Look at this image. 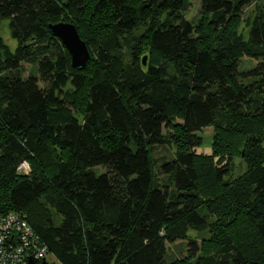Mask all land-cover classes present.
I'll list each match as a JSON object with an SVG mask.
<instances>
[{
	"label": "trees",
	"instance_id": "trees-1",
	"mask_svg": "<svg viewBox=\"0 0 264 264\" xmlns=\"http://www.w3.org/2000/svg\"><path fill=\"white\" fill-rule=\"evenodd\" d=\"M185 11V0H0V21H11L19 44L11 54L0 37V215H25L48 246L46 261L29 264H168L181 226H208L207 202L226 203L223 223L201 249L189 244L191 259L171 264H203L196 257L226 239L234 252L219 264H264V0H201L197 26ZM245 13L247 40L234 33V43L212 45ZM60 22L76 26L90 53L99 49L83 71L49 31ZM137 29L165 65L119 75L105 42ZM244 59L256 66L244 70ZM24 63L37 64L39 77L21 79ZM65 85L75 90L70 102ZM209 128L214 155L203 157ZM166 129L176 159L162 173L175 192L153 175ZM236 157L248 173L223 187L230 172L214 161ZM25 163L31 173H20Z\"/></svg>",
	"mask_w": 264,
	"mask_h": 264
},
{
	"label": "rangeland",
	"instance_id": "rangeland-1",
	"mask_svg": "<svg viewBox=\"0 0 264 264\" xmlns=\"http://www.w3.org/2000/svg\"><path fill=\"white\" fill-rule=\"evenodd\" d=\"M186 1V11L184 12V17L187 21L197 26L201 20V0H185ZM247 14L240 19L239 23L231 26L229 29H226L224 34L220 36L217 35L214 43L225 44L226 42L234 43L236 40L235 34L242 35L246 40L249 37V29L248 23L246 21ZM67 23V22H64ZM69 23V22H68ZM145 35L144 30L137 29L132 33L125 34L123 36H117L113 34L110 36L109 40L105 42L107 45V49H116L115 56L113 59L114 70L119 75H128L129 77H133L137 75L140 70L145 71L149 67H157L161 69L162 66L165 65L162 59L159 58L157 53L150 50L149 47L145 44V40L142 37ZM0 37L4 42V46L6 49H9L11 54H14L18 49V42L13 38L12 31H11V21L10 20H1L0 21ZM234 39V40H232ZM97 47L91 49L92 55L97 57L98 51ZM59 55V51L56 50L53 55H50L51 58L54 60L56 56ZM4 52L0 50V57L3 58ZM146 59V65H143V60ZM244 70L252 69L256 66V62L244 59ZM167 71L169 73V78H174L175 73L170 66H167ZM18 76L23 79L27 80L31 77H39V70L37 64H29L24 63L21 66V69L17 73ZM64 91V99L67 102H70V99L74 96L75 90L70 85H65L63 88ZM218 117V125L221 127L225 126L226 118L225 115L217 113ZM180 122V121H178ZM168 143L164 146L156 147L152 150V162H153V175L155 184L158 187L165 188L168 187L171 191L175 192L172 180L170 177L163 175L162 167L166 163L172 162L176 159V146L171 140L169 131L166 129L164 131ZM201 136L204 139L203 146L197 150L199 155H204L206 157H211L214 155V138L216 136V129L209 128L206 129L204 132L201 133ZM214 165H218L221 168H227L228 172H230L228 178L224 179V185L232 184L238 179L242 178L244 175L248 173V164L246 160L236 157L232 160L231 159H224L222 162L214 161ZM20 173H24V171L31 173L32 169L29 164H23L21 167ZM96 176H101L106 173V169L103 167H97L91 170ZM204 186L208 189L212 187L211 183H205ZM212 194V193H211ZM221 195L218 191L214 193V195ZM206 198V197H205ZM206 205H210L211 210L209 212L206 209L201 211L202 216L206 217L208 220V226L205 229H193L186 226H181L179 229V235L175 238L174 242L171 244H167V257L166 262L169 264L182 261V260H189L191 259V251L189 244L194 242L198 245L201 249V245L204 242H208L213 237V228L217 224L223 223V218L221 217L220 211L225 208L226 203L220 202L218 204L208 203ZM60 208V207H59ZM51 213L55 219H58L56 212L53 211V208H50ZM209 217V218H208ZM228 219L227 222L231 223ZM226 222V223H227ZM172 233V229L167 230L165 235H170ZM223 243H225V247L222 249L216 250L215 253L208 255L203 260H200L202 254L200 253L196 257V262L200 261L203 264H219L220 261H226L228 257H232V253L234 252L232 249V241L230 239H226ZM203 248V247H202ZM225 257V258H224ZM49 260L52 261L51 257Z\"/></svg>",
	"mask_w": 264,
	"mask_h": 264
},
{
	"label": "built area",
	"instance_id": "built-area-1",
	"mask_svg": "<svg viewBox=\"0 0 264 264\" xmlns=\"http://www.w3.org/2000/svg\"><path fill=\"white\" fill-rule=\"evenodd\" d=\"M48 256V246L27 222L25 215H0V264H29L32 261H46ZM50 264L61 263L55 259Z\"/></svg>",
	"mask_w": 264,
	"mask_h": 264
},
{
	"label": "water",
	"instance_id": "water-1",
	"mask_svg": "<svg viewBox=\"0 0 264 264\" xmlns=\"http://www.w3.org/2000/svg\"><path fill=\"white\" fill-rule=\"evenodd\" d=\"M51 35L61 41L71 58L73 70L83 71L91 60V53L87 44L81 39L76 26L60 22L48 26ZM146 65V59L143 60ZM46 264V263H44Z\"/></svg>",
	"mask_w": 264,
	"mask_h": 264
}]
</instances>
